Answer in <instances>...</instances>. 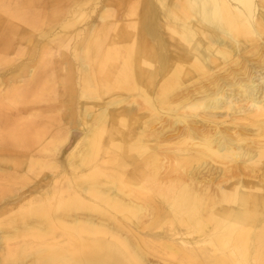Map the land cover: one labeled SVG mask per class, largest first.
I'll return each instance as SVG.
<instances>
[{
    "label": "bare ground",
    "instance_id": "obj_1",
    "mask_svg": "<svg viewBox=\"0 0 264 264\" xmlns=\"http://www.w3.org/2000/svg\"><path fill=\"white\" fill-rule=\"evenodd\" d=\"M0 256L264 264V0H0Z\"/></svg>",
    "mask_w": 264,
    "mask_h": 264
},
{
    "label": "rangeland",
    "instance_id": "obj_2",
    "mask_svg": "<svg viewBox=\"0 0 264 264\" xmlns=\"http://www.w3.org/2000/svg\"><path fill=\"white\" fill-rule=\"evenodd\" d=\"M16 186H19V185H16ZM12 195V194H11ZM1 227H3V228H6V227H4V226H1ZM3 228H1V229H3ZM2 251V253H3V250H1ZM1 257V256H0Z\"/></svg>",
    "mask_w": 264,
    "mask_h": 264
}]
</instances>
